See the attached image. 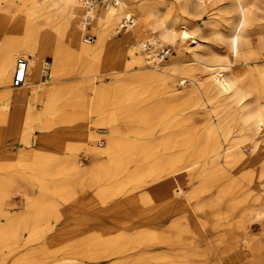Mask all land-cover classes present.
Segmentation results:
<instances>
[{
	"label": "bare ground",
	"instance_id": "1",
	"mask_svg": "<svg viewBox=\"0 0 264 264\" xmlns=\"http://www.w3.org/2000/svg\"><path fill=\"white\" fill-rule=\"evenodd\" d=\"M26 1L24 13L0 11V144L22 130H48L52 116L64 119L70 142L58 133L47 140L66 150L68 177L47 193L76 187L88 197L73 231L80 258L87 264L254 258L251 229L264 227V0ZM88 26L96 32L93 46ZM148 46L155 54L143 53ZM169 46L175 56L164 62L156 53ZM121 56L129 63H118ZM18 58L28 68L15 88ZM50 160L57 168L64 163ZM13 161L0 155V170ZM185 185L194 187L188 195ZM251 191L260 195L250 199ZM207 205L214 216L184 222L187 211L204 213ZM15 226L0 242L15 235ZM27 249L37 258L39 249Z\"/></svg>",
	"mask_w": 264,
	"mask_h": 264
},
{
	"label": "rangeland",
	"instance_id": "2",
	"mask_svg": "<svg viewBox=\"0 0 264 264\" xmlns=\"http://www.w3.org/2000/svg\"><path fill=\"white\" fill-rule=\"evenodd\" d=\"M98 3L102 4L101 0ZM28 4L29 1L26 0H0V11H5L10 16L16 10L24 13ZM127 30V28L122 29V32L116 35L114 40L121 39ZM11 31L16 30L12 29ZM87 36L94 37V41L97 40L96 32L92 26H88L85 38ZM94 41L88 43L87 46H93ZM168 48L170 54L166 56L164 62L168 60L170 55L175 56L174 48L172 46ZM155 51L156 49L148 46L143 53L155 54ZM156 55L160 56V51H157ZM50 57V55H46L45 61L47 63H52ZM117 61L118 63H129L130 58L121 56L117 58ZM130 75H132L131 72L125 74V76ZM111 81V77L103 80L106 84ZM99 82L98 80V84ZM41 104L40 101L35 102L34 108H36L35 112L37 114L41 113V111L38 112ZM52 117V123L48 130L36 129L31 133L22 130L12 138L7 139L2 145L0 144V155L14 159L12 163L6 164L5 168L0 170V201L5 198L9 200L6 199V201L0 202V234L14 226V224L16 225L14 227L16 229L15 235L10 237L7 235L5 238L8 240L4 239L5 241L1 240L0 242V262L7 258L9 259L7 264H61V262L63 264H87L89 262L88 258H80L82 255L79 253L78 239L73 236L77 218L82 214L80 203L86 201L88 197L77 195L76 187L71 190L70 194L68 192H58L51 197L47 193L48 191H54V186L68 177V175H64L66 174V162L64 161L66 150L56 147L47 140L49 136L58 133V137L63 136L61 139L64 140L65 145L69 143L70 141H67L64 137L67 125H65L66 122L63 121V118L61 120L57 119L60 118L58 115ZM39 121L37 125H40L38 127L41 128L44 126V118ZM101 140L102 143L100 142V144H105V140ZM58 141L54 140L53 142ZM100 147L103 148L104 146ZM243 152L246 156L251 153L249 147H245ZM41 155L45 158L39 160L38 158ZM52 157H57L61 163H64L57 168V163L50 160ZM79 159L84 166L89 165V161H87L83 152H80ZM192 189L194 187L183 186V190L187 195ZM72 192L75 195H72V198L68 200ZM214 192L217 193V191ZM250 193V199L260 195L254 191ZM258 205V203L255 204V206ZM42 207L45 208V214L37 217L36 212ZM224 210H226V206L223 205L221 211ZM204 211L202 213L199 208L196 211L194 209L192 214L187 211L184 222L194 225V219L211 217L217 213L216 208L212 205H207ZM109 225L112 226L113 224L109 223ZM251 236H253V246L256 249L254 258L246 255L242 257L227 256L221 259L222 264L264 263V227L257 223L251 229ZM27 248L39 249L35 253V255L38 254L37 258H30L32 250Z\"/></svg>",
	"mask_w": 264,
	"mask_h": 264
},
{
	"label": "built area",
	"instance_id": "3",
	"mask_svg": "<svg viewBox=\"0 0 264 264\" xmlns=\"http://www.w3.org/2000/svg\"><path fill=\"white\" fill-rule=\"evenodd\" d=\"M99 0H85V2H87L88 4L92 5L93 2H98ZM103 1H107V0H101V2L103 3ZM87 43H91L92 41H94V37L92 36H87ZM169 54V50L168 49H164L163 51L160 52V59H162V61L166 58V56ZM17 68L18 71L14 76L13 79V87L15 88H19L21 87L25 80H26V71L28 68V63L27 60L24 58H18L17 60ZM45 68L47 69L48 66H45ZM47 71V70H46ZM44 77L46 78L47 75L45 74Z\"/></svg>",
	"mask_w": 264,
	"mask_h": 264
}]
</instances>
